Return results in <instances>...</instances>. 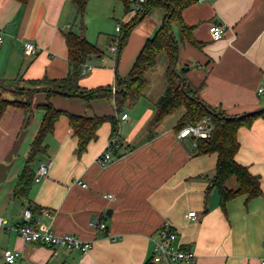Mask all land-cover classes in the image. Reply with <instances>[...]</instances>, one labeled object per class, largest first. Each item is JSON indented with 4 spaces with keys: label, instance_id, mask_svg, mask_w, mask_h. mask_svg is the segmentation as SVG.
<instances>
[{
    "label": "crops",
    "instance_id": "1",
    "mask_svg": "<svg viewBox=\"0 0 264 264\" xmlns=\"http://www.w3.org/2000/svg\"><path fill=\"white\" fill-rule=\"evenodd\" d=\"M136 1L131 0L127 10L119 0H89L85 36L99 53L87 60L93 69L80 79L83 88L115 86L161 27L164 13L157 8L134 26L117 54L111 52L116 24H127L136 16ZM182 17L192 28L196 44L182 40L179 29H173L179 43L177 69L187 67L186 77L200 87L199 97L229 114L264 107V92L259 93L264 87V0H196L183 10ZM213 24L224 27L219 40L212 38ZM70 32L81 33L73 0H0V80L28 84L44 77L66 78L71 72L66 42ZM29 40L38 46L32 57L24 53V42ZM46 100L47 92L39 91L32 116L9 106L0 119V264H7L6 249L22 254L16 264H152L154 242L166 221L178 233L176 244L197 254V264H259L264 258L262 118L239 129L236 155L239 163L260 176L262 194L240 195L223 205L217 188H209L218 153H195L190 138L178 137L175 127L180 118L171 126L163 125L170 114L149 133L157 101L148 95L120 114L119 136L124 143L102 166L98 158L109 146L111 122L105 121L97 138L78 154V138L68 113L113 115L114 100L87 101L56 94L50 101L63 114L32 164L36 172L41 163L51 160V169L40 181L32 182L27 198H21L15 195L16 185L41 126V105ZM127 108H134V114ZM123 113L128 114L126 121L121 120ZM26 208L32 211L37 229L75 234L92 242L91 250L55 253L47 245L26 242L15 230L23 223ZM191 211H196V217H188ZM97 220L106 227L100 228Z\"/></svg>",
    "mask_w": 264,
    "mask_h": 264
},
{
    "label": "trees",
    "instance_id": "2",
    "mask_svg": "<svg viewBox=\"0 0 264 264\" xmlns=\"http://www.w3.org/2000/svg\"><path fill=\"white\" fill-rule=\"evenodd\" d=\"M27 2L28 0H20ZM122 1L127 10L131 8V0ZM196 0H147L143 11H136V16L127 24H124L120 33V49L125 45L134 26L154 9H161L164 19L156 34L148 39L133 63L128 75L118 78L115 90L112 86L86 89L80 85V79L84 76L82 68L87 64L90 55L99 53L96 45L89 42L85 36L86 23L85 14L89 0H73L77 7V19L81 26V33L70 32L66 36L69 49V61L71 64L70 74L60 80L42 79L29 80L28 84L35 88H29L25 93L17 91L12 83L0 80V119L9 106L19 107L25 110L28 116L35 111L34 96L39 91L47 92V100L41 107L44 117L39 131L32 142L29 155L26 160L15 189V195L27 198L35 171L32 164L39 152L44 150V139L53 131L55 122L63 111L56 108L50 101L51 96L61 94L70 97H82L87 101L100 98H112L115 104L113 115H80L68 113L70 124L78 138V154L83 153L88 144L97 138L99 127L109 121L112 124L111 138L119 135L120 114L125 107H133L145 96L149 86V73L155 69L162 55L166 57V90L163 96L156 102L157 110L148 125L149 133L158 126L163 118L179 108L185 109L180 117L175 130L178 133L183 127L191 123H198L204 116H210L213 123V132L209 138L196 139L194 152L206 154L218 153V162L213 177L210 178L209 188H217L221 203L225 205L228 201L240 195L249 198L262 194L261 178L253 174L246 165L236 160L240 148L238 131L242 127H251L253 123L262 118L264 120V107L243 114H229L223 109L213 107L202 100L198 92L200 87L194 86L186 77V69H177L179 54V43L173 31L177 27L182 40L196 42L192 36V28L183 20V10L193 4ZM24 94L19 97L18 94ZM8 94L13 97L10 98ZM235 180V184L231 183Z\"/></svg>",
    "mask_w": 264,
    "mask_h": 264
},
{
    "label": "built area",
    "instance_id": "3",
    "mask_svg": "<svg viewBox=\"0 0 264 264\" xmlns=\"http://www.w3.org/2000/svg\"><path fill=\"white\" fill-rule=\"evenodd\" d=\"M147 0H137L135 4V11H143L145 9ZM123 23L116 24V30L119 33L110 45L111 52L117 54L120 47V33ZM210 32L213 40H219L224 36V27L219 24H213L210 27ZM3 41V37L0 35V43ZM24 53L28 57L35 56L38 53V46L35 42L29 40L24 42ZM93 67L89 64L84 65L82 68V74L85 75ZM115 90V87H113ZM264 92V87L259 88V93ZM128 118L127 113H123L121 116L122 121H126ZM213 132V123L210 116H204L198 123H191L183 127L177 134L180 139L190 138L193 148L196 147V139L209 138ZM123 139L118 135L112 137L109 141V146L104 153L98 158V163L104 166L107 162L111 161L112 153L120 150L123 145ZM52 161L48 160L38 167L35 172V181H40L47 176L51 169ZM83 187L87 185L82 183ZM106 198L112 199V195H105ZM196 211L188 213V217H196ZM23 223L16 226L15 230L21 235L26 242H32L36 244L47 245L53 249L55 253L64 250H77L82 254L88 253L93 244L90 241H85L75 234H57L52 229L39 230L32 224L33 213L29 208L24 209ZM97 225L104 229L106 224L97 220ZM0 226H3V220L0 218ZM178 238L177 231L173 228L170 222H165L158 230L157 238L154 242V247L151 254L150 262L152 264H197V254L187 248H183L181 245L176 244ZM4 260L7 264H16L22 257L19 251H13L6 249L4 251ZM259 264H264V258L261 259Z\"/></svg>",
    "mask_w": 264,
    "mask_h": 264
},
{
    "label": "rangeland",
    "instance_id": "4",
    "mask_svg": "<svg viewBox=\"0 0 264 264\" xmlns=\"http://www.w3.org/2000/svg\"><path fill=\"white\" fill-rule=\"evenodd\" d=\"M173 29L177 30L176 27H173ZM118 35H119V33L117 32L116 36H118ZM165 66H166V57H165V55H162L160 58V62L157 66L158 68L154 72H152L153 74L149 78L151 85L148 88V93H145V95H148V97L151 98L152 101L153 100L157 101L165 93V90H166ZM186 68L187 67H185V69ZM178 70H182V68L178 67ZM12 87L14 89H16L17 91H20L23 93H25V91L29 90V88H35L34 86L26 84V83L25 84H14V85H12ZM23 95L24 94H21V93L18 94L19 97H23ZM146 101H148L147 98H146ZM126 111L129 114H134L135 109L134 108H127ZM184 111H185V109L183 107L174 111L169 116H167V118L163 122V125L167 127L168 125L171 126V125L175 124L177 122V120L182 116ZM231 183L235 184V180L233 179L231 181Z\"/></svg>",
    "mask_w": 264,
    "mask_h": 264
},
{
    "label": "water",
    "instance_id": "5",
    "mask_svg": "<svg viewBox=\"0 0 264 264\" xmlns=\"http://www.w3.org/2000/svg\"><path fill=\"white\" fill-rule=\"evenodd\" d=\"M179 56V54L177 55V57Z\"/></svg>",
    "mask_w": 264,
    "mask_h": 264
}]
</instances>
